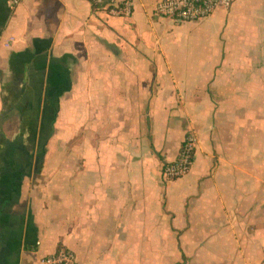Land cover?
Segmentation results:
<instances>
[{
    "label": "crops",
    "instance_id": "obj_1",
    "mask_svg": "<svg viewBox=\"0 0 264 264\" xmlns=\"http://www.w3.org/2000/svg\"><path fill=\"white\" fill-rule=\"evenodd\" d=\"M158 1L0 0V264H264V0Z\"/></svg>",
    "mask_w": 264,
    "mask_h": 264
},
{
    "label": "built area",
    "instance_id": "obj_2",
    "mask_svg": "<svg viewBox=\"0 0 264 264\" xmlns=\"http://www.w3.org/2000/svg\"><path fill=\"white\" fill-rule=\"evenodd\" d=\"M23 0H10V9H14ZM101 7L112 17H128L132 13L133 0H88ZM232 0H159L154 6V14L176 22H194L210 16L218 9H228ZM11 39H9L10 41ZM7 46V45H6ZM197 139L193 133L183 138L175 161L165 164L161 169L163 180H173L186 174L192 164ZM75 256L67 250L41 258L39 264H72Z\"/></svg>",
    "mask_w": 264,
    "mask_h": 264
}]
</instances>
